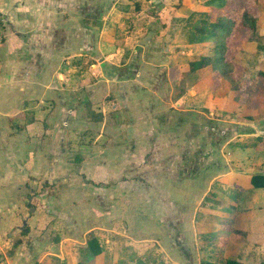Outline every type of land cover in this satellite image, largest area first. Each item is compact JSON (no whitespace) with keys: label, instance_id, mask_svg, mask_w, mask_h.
Here are the masks:
<instances>
[{"label":"crops","instance_id":"obj_1","mask_svg":"<svg viewBox=\"0 0 264 264\" xmlns=\"http://www.w3.org/2000/svg\"><path fill=\"white\" fill-rule=\"evenodd\" d=\"M46 1L53 0H0V264L123 262L102 232H94L81 243L71 235L53 233L55 225L49 229L44 226L45 218L35 216L40 207L32 208L31 216L23 214L28 211L27 182L39 184L47 164L44 134L54 133L43 124V103L55 100L60 84L66 81L60 76V63L49 67L44 58L36 60L39 48H74L70 56L78 48H99L108 52L100 62L103 67L119 70L135 64L137 77L140 68L163 66L165 92L161 99L170 112L196 114L204 119L196 126L197 131L202 133L204 127L213 134L206 145L202 144L208 149L202 158V170L208 175L202 193L191 194L192 208L186 207L188 200L181 206L186 214L179 226L180 238L161 243L163 258L169 264H264V187L252 181L253 176L264 177V12L256 17V41L238 37L234 48H226L224 33L190 42L191 28L181 24L195 14L204 25L205 21L213 22L210 18L218 9L227 10L224 15L228 18L231 7L226 8L223 0H114L112 7L99 16L85 13L79 19L83 21L79 31L75 25L77 12L69 17L73 23L68 22L64 30L66 24L61 21L65 20L59 19V14L44 11ZM247 13L253 15L252 11ZM161 36L168 45L163 49V64L156 65L147 56L155 51ZM58 37L70 38L69 44L56 41ZM76 37L82 38L81 44L73 42ZM219 38L223 48H216ZM210 43L214 48H208ZM174 47L181 49L179 54ZM128 52H140L141 58H124ZM201 58H207L208 63L190 71L189 64ZM110 79L118 91L119 84L130 83L133 97L146 91L139 79ZM82 88L88 96L86 87ZM178 192L182 197L190 196L189 189L182 187ZM46 211L56 212L57 207ZM92 238L100 246L96 256L88 247ZM98 238H105L109 246L104 247ZM107 247L113 249L110 261ZM141 261L137 258L134 262Z\"/></svg>","mask_w":264,"mask_h":264},{"label":"rangeland","instance_id":"obj_2","mask_svg":"<svg viewBox=\"0 0 264 264\" xmlns=\"http://www.w3.org/2000/svg\"><path fill=\"white\" fill-rule=\"evenodd\" d=\"M113 2L53 0L45 2L44 11L59 14V19L65 20L61 21V24H66L64 30H67L68 22L73 23V20L68 21L69 17L77 12L75 25L79 31L83 24L79 19L85 13L99 16L108 11ZM255 3L257 7L252 4L251 7L244 0H223L226 8L231 7L227 14L229 27L226 26L222 32L226 35V48H234L232 45L237 44L238 37L247 36L256 41L257 30H251L241 20L243 11H252L250 16L256 24V17L264 12V0H256ZM226 11H214L210 20H228L224 15ZM197 18L195 14L181 24L191 29V26H204ZM81 39L76 37L73 42L79 45ZM57 40L64 41L66 45L70 42V38L64 37ZM93 40L95 42L94 36ZM166 45L164 37H159L155 51L147 57L156 65L162 63ZM175 48L174 52L179 54L181 49ZM208 48H214L213 43ZM39 49L36 60L44 58L46 66L50 63L49 67L60 63L59 73L66 81L58 86L60 92L55 100L43 103L46 110L43 124L46 130L52 129L54 133L45 130L43 151L47 164L39 184L32 180L27 182L25 200L28 211L23 214L31 216V209L40 207L41 211L35 216L45 218L44 226L49 229L55 225L53 233L57 231L60 237L71 235L81 243L94 232H102L114 250L120 253L122 264H135L137 258L142 260V264H169L163 258L161 243L170 238L174 242L177 238L179 240V226L186 214L181 211V206L188 200L186 207L192 208L194 198L191 194L201 192L208 177L207 171L202 170L205 166L203 152L208 149L202 144L206 145L213 134L208 133L209 128L203 127L202 133L196 128L204 119L194 113L180 116L170 112L167 102L161 99L165 92L163 66L140 68V77H137L135 64L119 70L103 67L100 62L108 52L99 48H78L73 56L70 55L74 48ZM131 55L141 58L140 52L124 53V58L130 60ZM123 77L139 79L146 91L142 96L133 97L131 85L126 82L118 85V91L110 78ZM82 87H86L88 96L82 92ZM26 155L27 150L23 156ZM182 187L190 190L189 197L179 195L178 190ZM42 206H46L48 211L56 206L57 211L47 212L45 208L41 209ZM20 223L22 225L23 220ZM98 240L104 247L109 246L108 242L105 244V238ZM112 252L113 249L107 247L108 261Z\"/></svg>","mask_w":264,"mask_h":264},{"label":"trees","instance_id":"obj_3","mask_svg":"<svg viewBox=\"0 0 264 264\" xmlns=\"http://www.w3.org/2000/svg\"><path fill=\"white\" fill-rule=\"evenodd\" d=\"M255 1L256 0H244V3H249L248 5L251 6V4H252L253 6H255ZM135 7L137 9L139 7L138 4H135ZM241 20H242V23L244 25L250 27L251 30L252 29L255 30V19L252 18L247 12L243 11L242 16H241ZM205 23L206 24L204 26H199V27L198 26L197 27L191 26L192 29L190 31V42H198L199 40L201 41L204 39H208L212 36L215 37V35L218 32H220L222 34L225 27L228 26L229 20L222 19V20L215 21V22H206L205 21ZM218 41H221V39L219 38ZM216 48H223V41L218 43V45H216ZM207 63H208L207 58H201L199 61H196V62L189 64V69H190V71H192V70L194 71L195 69L200 68L203 65H206ZM252 181L254 182L255 186L264 187V177L263 176H253ZM88 247L92 251L94 256L100 254V246H99V243H98L96 238H92L88 241ZM77 264H84V263L78 262ZM200 264H215V263L201 262ZM224 264H235V262L227 261Z\"/></svg>","mask_w":264,"mask_h":264},{"label":"water","instance_id":"obj_4","mask_svg":"<svg viewBox=\"0 0 264 264\" xmlns=\"http://www.w3.org/2000/svg\"><path fill=\"white\" fill-rule=\"evenodd\" d=\"M25 224V222H23V224L22 225H24Z\"/></svg>","mask_w":264,"mask_h":264}]
</instances>
